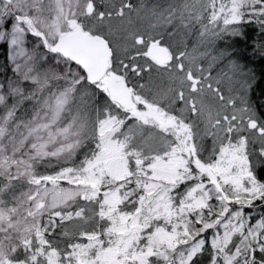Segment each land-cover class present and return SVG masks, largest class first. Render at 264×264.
<instances>
[{
    "label": "snow or ice",
    "instance_id": "snow-or-ice-1",
    "mask_svg": "<svg viewBox=\"0 0 264 264\" xmlns=\"http://www.w3.org/2000/svg\"><path fill=\"white\" fill-rule=\"evenodd\" d=\"M249 39L264 0H0V264H264Z\"/></svg>",
    "mask_w": 264,
    "mask_h": 264
},
{
    "label": "trees",
    "instance_id": "trees-1",
    "mask_svg": "<svg viewBox=\"0 0 264 264\" xmlns=\"http://www.w3.org/2000/svg\"><path fill=\"white\" fill-rule=\"evenodd\" d=\"M253 29L249 27L248 32L251 35ZM252 41L249 39L248 41H241L238 45L239 47L245 48L247 53L248 50H251ZM249 53V52H248ZM252 53V52H251ZM251 55H249V60L246 56H244L245 61L248 62L249 66L252 67L256 73V81L253 85V90L251 93V98L253 103L260 109H264V56L257 55L256 60L251 61ZM11 69L9 67L8 55L5 52V48L0 46V75L3 77L5 75H11ZM261 174H264V167L259 169Z\"/></svg>",
    "mask_w": 264,
    "mask_h": 264
},
{
    "label": "rangeland",
    "instance_id": "rangeland-1",
    "mask_svg": "<svg viewBox=\"0 0 264 264\" xmlns=\"http://www.w3.org/2000/svg\"><path fill=\"white\" fill-rule=\"evenodd\" d=\"M0 44H2V42H0ZM8 47H10V46H8ZM248 52H249V53H248ZM251 52H252L251 50H248L247 53L244 54V56H246L247 59L249 60V57H248V56L251 55V56H250V57H251V61H253V60L256 58L257 55H252ZM7 55H8V54H7ZM255 60H256V59H255ZM8 62H9V67H10L11 72H12V67H13V66H12V63H11V60L9 59V57H8ZM247 63H248V62H247ZM11 75H12V73H11ZM11 75H10V76H11ZM0 78H3V76L0 75Z\"/></svg>",
    "mask_w": 264,
    "mask_h": 264
}]
</instances>
